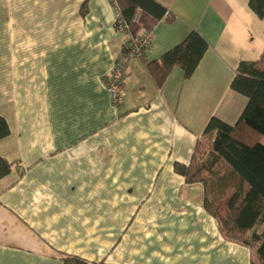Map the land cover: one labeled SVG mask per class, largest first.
<instances>
[{
    "label": "crops",
    "instance_id": "1",
    "mask_svg": "<svg viewBox=\"0 0 264 264\" xmlns=\"http://www.w3.org/2000/svg\"><path fill=\"white\" fill-rule=\"evenodd\" d=\"M112 1L0 0V156L17 161L0 179V264H250L174 164L191 163L211 117L237 121L247 98L230 83L264 52V18L249 0H155L171 21L138 10L120 33ZM140 29L151 46L114 107L105 81ZM192 29L208 43L194 73L157 86L147 64Z\"/></svg>",
    "mask_w": 264,
    "mask_h": 264
},
{
    "label": "trees",
    "instance_id": "2",
    "mask_svg": "<svg viewBox=\"0 0 264 264\" xmlns=\"http://www.w3.org/2000/svg\"><path fill=\"white\" fill-rule=\"evenodd\" d=\"M116 2L128 23L137 10L156 20L174 18L155 0ZM249 7L257 17L264 18V0H249ZM207 48V41L192 29L180 43L147 64L154 83L160 86L174 67L182 70L184 79L190 78ZM230 87L247 98L237 121L231 125L211 117L197 141L191 163H175L174 169L187 183L202 184L203 207L223 236L251 249L250 264H264V227L259 230L264 225V52L257 61L240 63ZM9 134L7 120L0 115V140ZM16 163L0 156V179ZM63 264L101 263L67 257Z\"/></svg>",
    "mask_w": 264,
    "mask_h": 264
},
{
    "label": "built area",
    "instance_id": "3",
    "mask_svg": "<svg viewBox=\"0 0 264 264\" xmlns=\"http://www.w3.org/2000/svg\"><path fill=\"white\" fill-rule=\"evenodd\" d=\"M112 3L116 11L115 29L120 33H128L130 24L138 22V10L134 13L131 22L128 23L121 17L116 0H113ZM152 39V32L144 29L129 34L121 52L115 59L105 81L106 90L114 107L120 106L123 102L125 69L127 65L132 60L145 56L151 46Z\"/></svg>",
    "mask_w": 264,
    "mask_h": 264
}]
</instances>
